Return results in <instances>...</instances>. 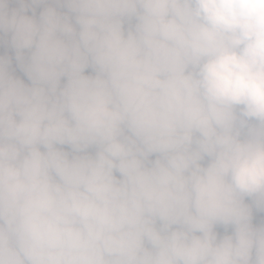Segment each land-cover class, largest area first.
Instances as JSON below:
<instances>
[{"label":"clouds","instance_id":"9594fccd","mask_svg":"<svg viewBox=\"0 0 264 264\" xmlns=\"http://www.w3.org/2000/svg\"><path fill=\"white\" fill-rule=\"evenodd\" d=\"M0 264H264V0H0Z\"/></svg>","mask_w":264,"mask_h":264}]
</instances>
